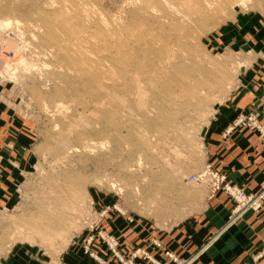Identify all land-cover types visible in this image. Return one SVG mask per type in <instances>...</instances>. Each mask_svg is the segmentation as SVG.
Masks as SVG:
<instances>
[{"label": "rangeland", "instance_id": "obj_1", "mask_svg": "<svg viewBox=\"0 0 264 264\" xmlns=\"http://www.w3.org/2000/svg\"><path fill=\"white\" fill-rule=\"evenodd\" d=\"M0 114L13 160L0 260L194 264L160 236L202 219L210 196L233 201L227 221L264 210V182L226 181L207 150L228 125L264 146V0H0Z\"/></svg>", "mask_w": 264, "mask_h": 264}, {"label": "crops", "instance_id": "obj_2", "mask_svg": "<svg viewBox=\"0 0 264 264\" xmlns=\"http://www.w3.org/2000/svg\"><path fill=\"white\" fill-rule=\"evenodd\" d=\"M248 102L241 105L246 106ZM6 117L0 114V211L12 200L7 173L12 172L9 166L11 167L10 161L13 160L7 157L11 143L7 140L5 131ZM228 128L229 125L219 127L217 132L207 137L208 153L217 170L226 176V181L247 191L256 190L264 182V146L256 135L244 130L226 136ZM210 197L211 205L202 219L185 222L160 236L174 258L195 256L194 264H264V210L260 213L245 210L236 215L237 218L227 221L235 207L233 201L222 192ZM155 235L157 236L156 233ZM214 237L212 246L206 248L205 243ZM151 251L155 252L158 259L164 260L158 248H151ZM262 252L260 258L255 260L256 255ZM7 260L4 257L0 264H13L14 256L8 263ZM17 261L26 264L29 255H23ZM62 261L64 264H95L87 254L77 251L68 254ZM165 262L173 264L167 258Z\"/></svg>", "mask_w": 264, "mask_h": 264}, {"label": "bare ground", "instance_id": "obj_3", "mask_svg": "<svg viewBox=\"0 0 264 264\" xmlns=\"http://www.w3.org/2000/svg\"><path fill=\"white\" fill-rule=\"evenodd\" d=\"M80 1H81V0H80ZM181 1H182V0H181ZM245 1H246V0H245ZM146 2H147V1H146ZM149 3H150V2H149ZM82 4H83V3H82ZM147 5H149V4L147 3L146 6H147ZM184 5H185V2H184ZM83 6H84V5H83ZM149 6H150V5H149ZM81 7H82V6H81ZM150 7H151V9H152V5H151ZM82 8H84V7H82ZM147 8H148V7H147ZM76 9H77V8H76ZM86 9H88V8L86 7ZM89 9H90V8H89ZM10 10H12V8H11ZM87 11H88V10H87ZM90 11H91V10H90ZM83 12H84V9H83ZM146 12H147V11H146ZM192 12H194V14L196 13L195 11H192ZM85 13H86V15H87V12H86V11H85ZM88 13H89V12H88ZM61 14H62V13H61ZM61 14H60V15H61ZM70 14H71V13H70ZM89 14H90V13H89ZM89 14H88V15H89ZM76 15H77V14H76ZM83 16H85V15H83ZM89 17H90V16H89ZM51 21H52V20H51ZM70 21H71L70 16H69V18L66 17V16H65V12H64V14L61 15L60 17L58 16V22L60 23V25H61V26H62V25L65 26V27H66L67 29H69V30L71 29V27H70ZM7 23L9 24V22H7ZM52 24H53V23H52ZM73 35L76 36V35H78V33L75 32ZM80 35H81V34H80ZM78 37H79V36H78ZM80 37H81V36H80ZM91 38H92V37H91ZM98 38H99V37H98ZM87 39H88V38H87ZM180 39H181V38H180ZM183 40H186V39H183ZM79 41H80V40H78V43H77V44H79ZM88 41H89V40H88ZM88 41H87V42H88ZM72 42H73V41H72ZM72 42H71V43L69 42V43L72 44ZM183 43H184V42H183ZM79 45H80V44H79ZM120 45H121V44H120ZM72 46H74V45L72 44ZM125 47H126V46H125ZM73 48H75V46H74ZM52 49H53V48H52ZM76 49H78V47H76ZM76 49H75V50H76ZM80 49H81V48H80ZM82 49H83V48H82ZM82 49H81V50H82ZM119 49H121V47H120ZM119 49H118V50H119ZM124 49H125V48H124ZM60 50H61V49H60ZM60 50H58V51H60ZM68 50H70V49H68ZM121 50H122V49H121ZM121 50H120V51H121ZM126 50H127V49H126ZM61 51H62V50H61ZM65 51H67V50L65 49ZM65 51H64V52H65ZM73 52H74V51H73ZM76 52H81V51H80V50H79V51L76 50ZM82 52H83V51H82ZM118 52H119V51H118ZM121 52H124V51H121ZM67 53H68V52H67ZM72 54H73V53H71V55H72ZM78 54H79V56H80L81 53H77V55H78ZM88 54H89V53H88ZM88 54H87V55H88ZM101 54H102V53H101ZM113 54H114V53H113ZM59 55H60V54H59ZM69 55H70V53H69ZM71 55H70V57H71ZM82 55H83V54H82ZM123 55H124V54H123ZM89 56H90V55H89ZM119 56H120V55H119ZM121 56H122V55H121ZM74 57H75V56H74ZM81 57H82V56H81ZM87 57H88V56H87ZM117 57H118V56H117ZM119 58L121 59L122 57H119ZM123 59H124V58H122V60H123ZM71 60H72V59H71ZM77 60H78V58H77ZM75 61H76V60H75ZM62 62H63V61H62ZM69 62H71V61H69ZM78 62H80V61H78ZM117 62H118V61H117ZM71 64H72V62H71ZM78 64H79V63H78ZM124 64H125V62H124ZM74 65H76V64H74ZM77 67H78V66H77ZM73 68H74V67H73ZM67 69H68V67H67ZM68 70L70 71V69H68ZM79 70H80V69H79ZM79 70H78V71H79ZM70 72H72V70H71ZM151 73H152V75H153V72H151ZM135 75H136V74H135ZM137 76H138V75H137ZM147 76H148V75H147ZM158 76H159V74H158ZM138 77L140 78L141 76H138ZM152 78H153V77H152ZM154 78H155V77H154ZM156 79H157V78H156ZM130 80H131V79H130ZM137 80H138V78H137ZM147 80H148V79H147ZM154 80H155V79H154ZM157 80H158V79H157ZM159 80H160V79H159ZM132 81H133V80H132ZM151 81H153V80H151ZM155 81H156V80H155ZM148 82H149V81H148Z\"/></svg>", "mask_w": 264, "mask_h": 264}, {"label": "built area", "instance_id": "obj_4", "mask_svg": "<svg viewBox=\"0 0 264 264\" xmlns=\"http://www.w3.org/2000/svg\"><path fill=\"white\" fill-rule=\"evenodd\" d=\"M231 194L236 199L240 200L244 204L245 208H249V203L252 202V199H255V197L249 198L248 192H245L240 188H233Z\"/></svg>", "mask_w": 264, "mask_h": 264}]
</instances>
